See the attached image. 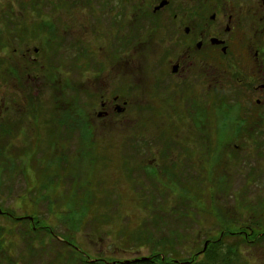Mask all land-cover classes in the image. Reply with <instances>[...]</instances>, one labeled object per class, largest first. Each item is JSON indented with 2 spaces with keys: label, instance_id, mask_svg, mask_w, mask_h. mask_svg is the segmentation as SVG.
<instances>
[{
  "label": "rangeland",
  "instance_id": "374dc122",
  "mask_svg": "<svg viewBox=\"0 0 264 264\" xmlns=\"http://www.w3.org/2000/svg\"><path fill=\"white\" fill-rule=\"evenodd\" d=\"M51 1L0 0V34L8 39L0 50V62H4L0 68V135L5 137L12 129L16 134L2 146L5 157L0 160L4 161L0 208L7 213L0 214V264H80L81 259L89 264H114L150 258L151 244L140 245L142 237L136 231L141 229L155 241L169 240L172 232L181 234L179 243L172 241L175 251L181 259H191L208 235L218 236L220 227L214 217L188 218L189 206L183 202L189 198L184 195L201 197L202 209L211 205L202 203L205 198H214L220 210L227 209V216L237 219L238 228L250 227L260 219L264 223V134L253 137V147L254 142L231 146V134L209 129L195 136L202 150L184 146L186 151L176 149L170 163L160 167L158 162L149 163L157 157L154 129L159 125L153 119L155 103L148 97L153 93L142 90L140 80L150 78L153 54L135 49L141 36L145 35L143 40L148 37V24L130 14L111 13L110 20L109 0ZM43 21L55 26V40ZM140 62H144L143 73ZM113 91L132 97L134 109L128 112L132 119L122 126L105 125V120L97 118L102 111L101 95ZM208 105L211 127V119L216 122L211 113L213 102ZM79 109L83 111L79 119L92 133L89 146L81 143L83 131L65 128L76 120L66 112L78 113ZM180 132L181 141L193 137ZM47 133L58 135L57 146L48 149ZM0 143H6V138ZM141 144L145 148L139 150ZM30 146L37 151L35 169H49L52 176L46 178L43 189L38 187L44 182L39 181V171L28 166L30 157L24 160L29 168L17 161L13 162L17 172L5 169L12 163L6 162L7 156L19 160L17 151ZM49 162H54L52 168ZM165 165L173 173L161 172ZM143 167L160 178H151ZM252 167L261 176L259 182H252L248 175ZM74 188L80 199L86 189L96 198L82 213L68 203ZM175 209L183 216L175 213L173 217ZM8 214L17 219L37 216L45 229L34 231L28 217L14 224ZM236 244L231 240L225 247ZM236 251L238 256L228 264H239L238 260L264 264V241L244 244Z\"/></svg>",
  "mask_w": 264,
  "mask_h": 264
},
{
  "label": "flooded vegetation",
  "instance_id": "af4514ba",
  "mask_svg": "<svg viewBox=\"0 0 264 264\" xmlns=\"http://www.w3.org/2000/svg\"><path fill=\"white\" fill-rule=\"evenodd\" d=\"M107 3L110 20L112 14L120 17L130 14L148 24V37L143 40L145 35L141 36L135 49L140 54L149 51L153 54V63L148 65L152 74L145 81L140 80V88L151 89L153 93L148 97L155 103L153 119L159 125L154 129L157 157L149 163L158 162V166L170 163L176 149L186 151L184 146L202 150L195 136L209 129L218 134H264V0H109ZM143 65L144 62L139 63L142 73ZM101 97L102 111L97 118H102L101 122L105 120V125L122 126L132 119L128 113L133 107L131 96L113 91ZM210 101L216 121L210 118L211 127L208 126ZM71 115L76 119L72 123L74 127L65 128L81 131L77 126L83 124L79 119L81 114ZM182 130L193 136L188 137V142L179 139ZM253 142L251 147L255 146ZM234 145L239 146H231ZM140 147L139 150L144 149L145 144ZM160 171L173 173L167 165ZM157 178L160 177L156 173Z\"/></svg>",
  "mask_w": 264,
  "mask_h": 264
},
{
  "label": "trees",
  "instance_id": "16d2710c",
  "mask_svg": "<svg viewBox=\"0 0 264 264\" xmlns=\"http://www.w3.org/2000/svg\"><path fill=\"white\" fill-rule=\"evenodd\" d=\"M55 0L51 1L54 2ZM1 22V20H0ZM43 24H45L47 31L50 32L51 34H53V32L55 31V26L51 25L48 21H43ZM55 33L52 35V39L55 40ZM4 38L1 36L0 34V50L3 51L4 47H6L8 39L3 40ZM56 51H53V54H55ZM4 62H0V68L3 65ZM37 65V64H34ZM39 72H41V67L39 68ZM72 89V87L70 88ZM83 111L81 109L78 110V113H82ZM77 113V112H76ZM65 114V113H64ZM67 117L72 116L69 112H66ZM76 121V120H75ZM69 125H73L72 123H70ZM77 126L79 127V129H81V131H83L82 136H84V138L82 139V145L85 146H89L91 145L93 142L91 141V131L88 130V127L84 126L82 123L81 124H77ZM245 126L246 122H245ZM71 127V126H69ZM72 128V127H71ZM34 131H39L38 127H34L32 128ZM70 129V128H69ZM5 131V130H4ZM15 129H12L11 132L9 134H7V136L2 137L0 135V139L4 140L6 138V143H0V160L3 159L5 157V152L2 148L3 145H6L8 142L10 143L14 137H15ZM70 131H72L70 129ZM49 135V140H48V149H50L53 146H57L59 143L58 140V135L56 136V134L54 135L53 133H47ZM223 135V134H221ZM231 137L229 138V140L234 143V144H238L240 145L241 142L242 144H248L251 143L253 141H256L255 139H253V137L255 136L254 134H249V133H231ZM224 140H227V137H225ZM38 150V148H37ZM235 150V149H234ZM18 155L17 157L20 158L19 160L14 159L13 157H6V162L8 161H12L11 166H9L8 164H6L5 169L8 168H12V172L15 171V169H17L16 163L13 162H17L20 161L21 164H23L26 168L33 167V169H35V156L37 157V151L36 149L32 146H30V148L28 150H20L17 151ZM33 152V153H32ZM21 153V154H19ZM29 158L28 160V166L25 165L24 160L25 158ZM59 157L56 158V160H58ZM55 162V161H54ZM54 162H49L50 164V168L53 167V163ZM49 165L47 164V167ZM260 166V165H259ZM0 167L1 169L4 168V161H2L0 163ZM19 168V167H18ZM25 168V169H26ZM145 171L148 173V175L154 176V170L149 169V168H145ZM40 168L35 169L36 172H38L39 176L42 177L41 180L39 181H43L44 182H40L38 185L39 189H43L45 188L46 181L48 178H52V176H50L49 174V169L42 171L39 170ZM59 168H57L58 170ZM4 170V169H2ZM57 170L55 169V172H57ZM258 171V170H257ZM256 169L255 167H252L251 169H249L248 175L251 177V181L252 182H257L258 179L261 180V176H257L256 174ZM17 172V171H15ZM171 174V173H170ZM255 174V175H254ZM2 173L0 170V177H1ZM47 178V179H46ZM46 179V180H45ZM1 181V178H0ZM263 181V180H262ZM259 182V181H258ZM164 182H161L160 185H163ZM221 185V184H220ZM55 186V185H54ZM60 186V185H59ZM81 187H85V186H81ZM58 188V187H57ZM55 188V190L57 189ZM74 191L72 192L73 196L71 198H69V204L71 207H73L74 209L76 208V211L82 213L83 211L87 210L90 205H92L93 203H95V197L91 196L89 193L90 191H87L88 189H86L85 192V197H83V199H80L81 197H76V188L73 189ZM183 196V195H182ZM184 197H187L189 199H185V202H183L184 207L187 208V206H189V211L188 213H186L187 217L190 218L191 220H194L197 218L198 220V216L199 215H203L205 218L206 217H214V221L217 223V225L220 227L219 228V233L218 236L214 237L212 235H208V239H206V241L204 242V246L203 248H199L196 252L193 253L191 259H186L183 260L181 259L179 256L180 254L177 253L175 251V246L173 244L172 241L175 242H180L183 239V236L181 234H177L175 235V233H171V235L168 237L169 240L166 239H162V240H154L153 238H151L150 236L146 235V232L142 231V229L140 231H136L137 233L141 234L140 236L142 237V243L140 242V245H145L146 243L151 244V247L153 249V255L148 258L147 260H143V261H131V262H125V263H118V262H113L114 264H199V260L203 259L202 261H204L202 264H228L231 263L232 258L234 256H238L236 249H238V247L244 245V244H257L259 242H263L264 241V223L262 222V219L258 220L257 222H254V225H250V227H237L236 223L232 216H227V209H219L218 206V202L215 201L214 198H205L202 203L204 205H206L205 201H208V205L211 203L210 207L207 208H203V205L201 204V197L198 198H193V197H189L187 195H184ZM197 197V196H195ZM200 198V199H199ZM211 201V202H210ZM38 202V201H37ZM26 203V202H25ZM162 206V205H161ZM160 206V208H161ZM79 207V208H78ZM163 208V207H162ZM85 209V210H84ZM1 210V208H0ZM162 212H166V210L162 211ZM173 217L175 216V213L179 216H183L182 213H178L179 211L177 209H175V211H173ZM1 215H5L7 213L2 212V210L0 211ZM8 217L14 222V224H19L20 222H24L26 221V217H32L34 220L33 222H31L30 220H27V222H30L32 225V229L35 231L38 230H44L45 228H41L39 225L40 223L38 222L37 216L33 217V216H29L27 214V216L21 219H17L16 217L8 214ZM3 238V234L0 233V240H2ZM234 241L237 244L234 247H225V245H228L229 241ZM69 242V241H68ZM66 244V242H64ZM208 243L207 248L205 249V244ZM64 244V245H65ZM1 246V244H0ZM227 248V249H226ZM32 246H30V250L32 251ZM228 250V252H224V250ZM1 252V251H0ZM2 253V252H1ZM79 257V256H78ZM206 259H205V258ZM80 264H89L87 263L86 259H81V261H79ZM178 262V263H177ZM239 264H241L242 262L240 260H238ZM91 264V263H90ZM92 264H107V262H100V261H95V263L93 262Z\"/></svg>",
  "mask_w": 264,
  "mask_h": 264
},
{
  "label": "water",
  "instance_id": "95a60500",
  "mask_svg": "<svg viewBox=\"0 0 264 264\" xmlns=\"http://www.w3.org/2000/svg\"><path fill=\"white\" fill-rule=\"evenodd\" d=\"M31 220H33L32 218H30ZM207 245H208V243H206V245H205V249L207 248ZM143 260H147V258H144V259H142V261ZM178 263V262H177Z\"/></svg>",
  "mask_w": 264,
  "mask_h": 264
}]
</instances>
